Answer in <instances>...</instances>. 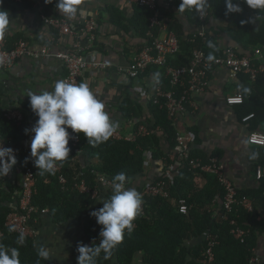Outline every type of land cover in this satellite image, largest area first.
Listing matches in <instances>:
<instances>
[{
    "label": "trees",
    "instance_id": "obj_1",
    "mask_svg": "<svg viewBox=\"0 0 264 264\" xmlns=\"http://www.w3.org/2000/svg\"><path fill=\"white\" fill-rule=\"evenodd\" d=\"M35 1L55 8L56 0L50 4H46L44 0H21L20 3L2 0L0 9L7 10L8 13L31 9V5ZM164 2L158 7L161 21L167 24L179 43L178 53L168 58V67H187L194 50H202L206 56L209 52H213L215 57L220 56L221 50L218 49V44L213 37L206 34V41L204 42L195 34L184 36L176 16L169 10L171 5H175V1L164 0ZM208 2L210 13L208 18H220L225 21L227 27L232 28L235 33L236 38L234 37V40L250 47L251 55L247 56H252L256 48L264 46V10H251L243 3L263 20L259 27L254 28L253 24L239 13L225 15L224 0H208ZM234 2H238V0H234ZM106 11L113 24L121 29H126V20L119 15L118 11L110 8H107ZM186 12L194 24L197 22L198 27L203 26L199 22L195 10ZM150 16L151 12L148 9L136 6L134 17L130 22L135 30L147 38L148 43L150 42L147 36ZM241 21H245V23H241ZM154 34L156 35L157 32L155 31ZM242 38L246 45L243 44ZM21 39V36L9 38L7 48H12ZM209 40L216 46L215 51L207 47ZM253 63L257 64L256 62ZM160 75L162 76V68ZM239 79L240 87L251 89L249 94L243 93L241 89L243 104L237 106L240 116L244 118L253 114V117L246 122L249 131H260L264 124V74L258 75L254 81L250 80L247 75L241 74ZM167 84L169 86L168 78ZM128 104L127 102L123 103L121 110L127 116L135 115L126 111L127 107L130 106ZM148 107L153 123L151 127L146 126L150 130L147 136L139 137L134 142L114 141L109 138L106 142L93 147L80 133L78 148H73L69 142V157L58 162L61 166L60 174L42 176L26 152L19 154L16 166L22 174L26 169H31L36 179L32 205L37 208L39 214L33 215L32 218H36L42 210H46L56 224H64L68 221L83 222L84 232L90 241V247L98 244L102 226L98 225L95 217L90 215L96 199L89 194L80 193L76 185L80 181H84L88 188L95 190L98 187L99 177L113 179L117 173L124 172L130 178L125 184V187L129 188L134 178L143 174L147 153H150L153 159L162 162L163 153L159 134L161 137L163 135L168 145L174 149L177 133L173 128V120L168 116L165 109L164 99L154 96ZM136 109L139 110L138 107ZM20 111L22 119L17 122L6 120L0 115V135L4 139L11 138L13 141H17L26 139L30 135V133H25V129L31 128V119L36 116L31 111L29 104H21ZM139 126L145 125L140 123L137 127ZM189 135L193 137L195 142L197 132L190 130ZM78 152H84L89 157L97 158L99 165H90L84 169L79 168L75 164ZM256 156V159L251 160L254 170L264 165V147L256 153ZM199 158L202 161L206 159L200 157L192 148L190 159ZM165 160L167 159L165 158ZM170 165H174V162L165 161L166 170ZM180 166L178 175L167 187L168 198L143 197V211L133 221V231L130 234L125 231L124 239L113 249L111 259L104 260L103 253H101V256L97 258V264H112L113 261L115 264H132L138 254L141 256L143 264H251L250 260L254 257L258 239L264 235V177L259 179L258 188L237 191L238 202L244 199L250 200L252 211L249 212L237 205L232 213L228 214L227 221H224L220 219L223 213L222 209L219 211L214 209L218 201H223L225 194L217 178L198 170H192L187 162H181ZM59 175L65 179L64 184L60 183ZM166 176L163 175L158 180H165ZM200 177L206 180L201 188L195 183V180ZM16 189V187L0 181V231L3 233L0 238V245L6 249L18 248L20 264H52L48 259L44 260L37 255V248L31 238L24 236L25 240L21 245L17 242L19 235L12 233L5 227L8 215L18 210L20 190L17 193ZM181 199L185 200L188 207L185 215L179 213L178 206L171 204V200L179 201ZM231 221L235 222L237 228L244 231L245 235L242 240L234 238L231 233L233 230L230 225ZM193 241L197 243L190 245ZM210 241L214 243L212 247L213 260L207 263L203 254ZM260 264H264V261Z\"/></svg>",
    "mask_w": 264,
    "mask_h": 264
},
{
    "label": "crops",
    "instance_id": "obj_2",
    "mask_svg": "<svg viewBox=\"0 0 264 264\" xmlns=\"http://www.w3.org/2000/svg\"><path fill=\"white\" fill-rule=\"evenodd\" d=\"M165 3L164 0H160ZM169 10L176 16L177 23L182 27L184 36L196 35L203 31L213 37L218 49L232 48L238 54L251 55L250 47L234 40L235 33L227 27L220 18H208L204 26L198 27L189 19L187 12H177L180 0H174ZM168 6V5H166ZM135 7L129 0H82L77 15L68 19L60 15L59 11L50 6L35 1L31 9L9 12L10 29L5 35L7 39L21 36L31 48L50 49L52 53L64 50L79 49L87 59L89 66L84 69L80 82L89 85L90 90L105 103V110L114 122L122 136L128 137L142 123L151 127L153 120L149 111V104L155 96L156 90L162 88L167 93L170 87L167 84L165 71L160 75L161 68H149L145 74L137 79L127 75V68L137 53L147 45V38L135 30L130 22L134 17ZM242 17L253 24L254 28L262 24V18L256 16L242 2L240 3ZM107 8L115 9L126 20V29H121L110 21ZM62 18L69 24L80 26L88 20L96 22V36L92 43L80 33L63 34L48 26L43 18ZM21 39V40H22ZM243 44L245 40L242 38ZM246 45V44H245ZM91 64V65H90ZM106 64V66H104ZM158 74V81L154 79ZM66 71L63 64L52 55L45 58H20L7 70L0 69V115L7 110H20L21 104H29V92L52 91L56 81L65 79ZM240 85L239 75L233 77L226 68H217L211 71L208 77V86L204 92L192 97V105L186 111L175 116L173 128L180 135H187L190 130L197 132V139L192 148L200 157L217 158L224 166L227 178L233 183L237 191L253 190L259 187V179L252 165V155L262 147L252 145L248 141L249 126L243 123L237 106H228L225 98L235 92ZM129 103L126 111L133 116H127L121 110L123 103ZM139 108V110L136 109ZM21 112V111H20ZM22 114V113H21ZM38 118L31 119V127ZM264 131V125L260 128ZM31 133L26 139L13 141L4 139L0 135V146L12 148L17 160L18 155L26 152L30 157ZM162 147V162L152 158L150 153L145 155L144 172L134 178L129 188L141 191L148 183L158 180L163 175H178L181 161H178L174 149L168 145L166 138L159 134ZM165 158L174 162L166 170ZM201 159V158H199ZM75 164L84 169L90 165L97 166L99 161L89 157L84 152H78ZM59 165V164H58ZM261 168L264 177V165ZM171 169V170H170ZM206 174V173H204ZM0 181L21 190L23 175L16 164L11 171ZM206 180L203 177L195 180L199 188ZM110 192V193H108ZM16 194V193H15ZM112 194V189L98 186L95 195L93 210L103 206L102 202ZM16 204V203H14ZM218 201L214 209H221ZM143 211V206H140ZM30 235L35 247L43 246L49 252L48 260L52 264H77L78 244L90 246L85 235L83 222L68 221L56 224L49 214H41L29 222ZM197 243L191 242L190 245ZM254 261L260 264L264 261V235L258 239V246L254 251ZM115 264V261L112 262ZM132 264H143L141 256L136 255Z\"/></svg>",
    "mask_w": 264,
    "mask_h": 264
},
{
    "label": "built area",
    "instance_id": "obj_3",
    "mask_svg": "<svg viewBox=\"0 0 264 264\" xmlns=\"http://www.w3.org/2000/svg\"><path fill=\"white\" fill-rule=\"evenodd\" d=\"M13 3H20L21 0H9ZM131 4L139 8H146L151 12L149 18V30L147 33L150 42L147 43L139 53L135 55L126 72L129 78L137 79L145 74L149 68L158 67L164 68L166 76L169 81L170 91L167 93L162 92L160 89L156 90L155 96L165 100V109L168 116L173 120L176 115L186 111L187 106L192 105V97L205 91L208 86V77L212 70L217 68H226L230 71L233 77L238 75H247L250 80H256L260 74H264V46L256 48L252 56H240L232 48L221 49V54L215 57L213 61H208L206 54L202 50H194L191 60L187 67L171 68L167 66L169 57L174 56L179 51V43L175 34L169 30L167 24L161 21V14L158 7L161 3L160 0H129ZM253 10V9H251ZM196 16L204 26L208 17L210 16L208 5L203 11H195ZM44 22L53 29L60 31L63 34L80 33L85 35L89 43L95 40L96 36V22L88 20L80 26L71 25L62 18H43ZM157 32L155 35L154 32ZM204 42L206 41V34L200 31L196 34ZM7 37L0 40V69H10L20 58L39 59L47 56H53L60 61L66 71L64 81L67 83L79 84L81 75L89 66L87 59L81 54L80 50L75 48L73 50H64L52 53L50 49L41 48L33 49L26 40L17 41L12 48H7ZM256 62L257 64H254ZM91 65V64H90ZM106 66V64H104ZM225 103L228 106H239L243 104V96L241 93L240 85L236 88L235 92L225 98ZM3 117L9 121H20L22 114L20 110H7L4 112ZM253 117L250 114L242 118V122L246 123ZM70 134V144L73 148H78L80 141V133ZM150 130L146 126H139L136 131L128 137L122 136L117 129L110 137L114 141L134 142L139 137H144L149 134ZM248 141L250 144L264 147V131H253L248 134ZM194 139L191 135H180L177 133L176 145L174 147L175 156L178 161L183 163L187 162L192 170L213 175L217 178L219 184L223 188L225 194L221 204L223 211L221 218L227 221L228 214L232 213L234 207L240 205L247 211H252L251 201L244 199L241 202L237 200V190L233 183L227 178L224 172V166L217 158H209L205 161L201 159H190V152ZM171 170V169H170ZM61 166L57 164L55 173L60 174ZM172 172H169L171 174ZM258 179L262 176L261 168L255 170ZM166 176L165 180H158L148 183L141 191H138L143 197H160L168 198L167 187L173 182V176ZM23 181L19 193L18 210L8 215L5 227L10 229L14 234L28 237L30 235L29 222L32 216L39 214L36 207L32 205V199L35 194L36 179L31 169H26L22 174ZM61 184L65 183V179L59 175ZM98 186H104L112 189V179L105 177L98 178ZM77 190L82 194H89L95 197L98 187L95 190L88 188L84 181H80L76 185ZM171 204L178 206L180 214L185 215L188 211L185 200H171ZM46 210H42L41 214H46ZM233 227L231 233L234 238L242 240L245 235L244 231L237 228L234 221L230 222ZM3 233L0 231V238ZM214 243L208 242L207 249L203 254L207 263L213 260L212 247ZM251 264L256 262L252 258Z\"/></svg>",
    "mask_w": 264,
    "mask_h": 264
},
{
    "label": "clouds",
    "instance_id": "obj_4",
    "mask_svg": "<svg viewBox=\"0 0 264 264\" xmlns=\"http://www.w3.org/2000/svg\"><path fill=\"white\" fill-rule=\"evenodd\" d=\"M44 2L50 4L53 0ZM241 2L249 9L264 10V0H224L225 15L241 13ZM81 3L82 0H56L55 7L60 15L72 19L77 15ZM208 3V0H180L177 12L203 11ZM9 29V13L0 9V40L4 39ZM207 47L216 50L211 40L207 42ZM214 59L213 52H209L207 60ZM154 79L158 81V74H154ZM241 89L245 94L251 92L247 87L241 86ZM27 97L29 107L38 119L30 129H25V133L32 134L30 157L42 176L55 174L58 162L69 157L68 144L71 137L68 129H71L72 133H82L93 147L106 142L116 130L117 125L111 121L109 113L105 110L104 101L99 99L85 82L75 84L58 80L52 91L29 92ZM251 158L256 159V154ZM15 164L14 150L0 146V177L6 176ZM129 180L126 173H117L112 179L110 197L102 202L101 208L90 213L95 217L96 223L102 226L99 243L91 247L78 244L77 264H97L101 253L104 260L111 259L113 249L123 241L125 231L129 234L133 231V221L141 210L142 196L135 188L125 187ZM24 240V235L20 234L17 242L23 245ZM37 255L44 260L49 258V252L43 246L37 249ZM19 256L18 248L6 249L0 245V264H20Z\"/></svg>",
    "mask_w": 264,
    "mask_h": 264
},
{
    "label": "rangeland",
    "instance_id": "obj_5",
    "mask_svg": "<svg viewBox=\"0 0 264 264\" xmlns=\"http://www.w3.org/2000/svg\"><path fill=\"white\" fill-rule=\"evenodd\" d=\"M263 125H264V124H263ZM263 125H262V126H263Z\"/></svg>",
    "mask_w": 264,
    "mask_h": 264
}]
</instances>
